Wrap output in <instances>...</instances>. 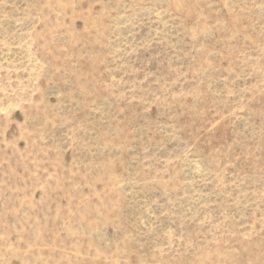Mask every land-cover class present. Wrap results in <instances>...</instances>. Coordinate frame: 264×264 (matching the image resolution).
Segmentation results:
<instances>
[{
	"label": "rangeland",
	"instance_id": "374dc122",
	"mask_svg": "<svg viewBox=\"0 0 264 264\" xmlns=\"http://www.w3.org/2000/svg\"><path fill=\"white\" fill-rule=\"evenodd\" d=\"M0 264H264V0H0Z\"/></svg>",
	"mask_w": 264,
	"mask_h": 264
}]
</instances>
